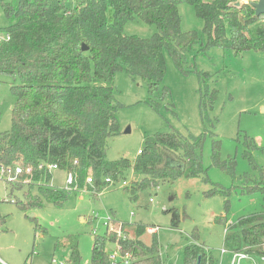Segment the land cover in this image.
I'll return each instance as SVG.
<instances>
[{"label": "trees", "instance_id": "1", "mask_svg": "<svg viewBox=\"0 0 264 264\" xmlns=\"http://www.w3.org/2000/svg\"><path fill=\"white\" fill-rule=\"evenodd\" d=\"M238 1L78 0L71 8L67 0H0V13L7 20L5 26L0 24V33L10 35L9 40L0 41V80L6 76L13 79L16 97L12 127L0 133V174L4 165L33 168L31 175H20L32 180L22 182L29 186L32 201L20 203L21 208L41 205V198L32 193L36 186L49 200L60 205L66 202L64 190L45 184L53 179L46 163L72 172L78 189L86 187L87 177L93 176L95 187L89 188L98 191L122 179L129 168L145 175L132 185L134 191L180 176L207 180L202 135L156 132L145 137L144 148L134 161L107 158L109 139L120 133L121 103L113 83L116 75L126 70L134 78L148 80L153 92L166 72L164 51L177 64L182 62L199 39L197 32L182 29L179 6L183 2L192 4L204 20L207 48L219 46L235 53L263 51L264 14L257 15L252 3L238 5ZM137 18L154 24L157 31L147 38L127 34L126 24ZM216 98V90L210 91L208 86L202 90L204 121L210 120ZM215 142L213 157L218 163L219 140ZM108 177L111 181H106ZM148 228L137 224L136 235L121 240H114L108 231L94 235L91 264H111L106 250L111 241L132 254L130 264H164L157 237L151 245L140 238ZM36 229L38 233L41 227ZM224 248L263 257L264 210L231 223ZM200 249L189 246L184 264H197ZM73 259L80 264L76 250ZM206 262L203 255L200 264Z\"/></svg>", "mask_w": 264, "mask_h": 264}, {"label": "rangeland", "instance_id": "2", "mask_svg": "<svg viewBox=\"0 0 264 264\" xmlns=\"http://www.w3.org/2000/svg\"><path fill=\"white\" fill-rule=\"evenodd\" d=\"M77 1L67 4L73 8ZM179 10L182 29L197 32L199 39L180 64L164 51L166 72L153 92L144 78H134L126 70L116 75L120 133L109 139L107 158L134 161L145 137L156 132L202 135L207 180L180 176L134 191L132 185L145 175L129 168L122 179L98 191L89 188L95 184L73 190L66 188L67 171L59 169L52 182L66 192V202L49 200L36 186L32 193L41 198V205L21 208L20 203L32 201L29 186L0 174V257L5 261L53 264L55 259L75 264L76 250L80 264H91L94 235L108 231L121 240L135 236L137 224H143L149 228L141 240L151 245L157 237L164 264H184L185 251L193 245L201 248L197 264L203 255L206 264H231V254L222 251L227 228L264 210V50L235 53L219 46L207 48L204 20L196 8L183 2ZM0 24H7L3 13ZM156 31L154 24L138 18L125 26L127 34L144 38ZM13 84L7 76L0 80V133L12 127ZM207 86L216 90L217 98L210 120L204 121L200 99ZM216 140L218 163L213 157ZM115 249L116 242L107 244V253ZM239 264H264V259L251 255Z\"/></svg>", "mask_w": 264, "mask_h": 264}, {"label": "built area", "instance_id": "3", "mask_svg": "<svg viewBox=\"0 0 264 264\" xmlns=\"http://www.w3.org/2000/svg\"><path fill=\"white\" fill-rule=\"evenodd\" d=\"M259 0H246V2H249V3H252V2H257ZM10 39V35L8 34H4V33H0V41L1 40H9ZM142 150L139 149V153H141ZM43 166V165H41ZM45 167L50 171V172H53V170H56V169H60L58 164L56 163H46L45 164ZM23 172H26L28 174H32L33 173V168L32 167H28L26 169H24L22 166L20 165H17L15 167H12V166H2L1 167V174L4 175L9 181H21L23 183H31L32 180H31V177H28V178H25V179H22L20 177V175L23 173ZM106 181H111V178H106ZM87 182L89 184H93L94 180H93V176H89L87 177ZM45 184H49V187L51 188H56L54 187V184L53 182H47ZM78 184H77V181H76V177L75 175L72 173V172H69L67 171V175H66V188L67 189H73V190H76L78 189ZM13 202H15V199L12 200ZM106 225L109 229L110 227V223L109 222H106ZM150 231H155L156 228H153L151 227L149 229ZM223 253H226L228 250H226L224 247L222 249ZM108 257L110 259V263L111 264H130L132 263V254L129 253V252H123L122 251V246L120 243L116 242V249L112 252V253H108ZM250 257V254L246 253V252H234L233 253V258H232V263L231 264H239L243 259H246ZM264 259V256L262 257ZM69 264L65 261H62V262H57V260H53V264Z\"/></svg>", "mask_w": 264, "mask_h": 264}, {"label": "water", "instance_id": "4", "mask_svg": "<svg viewBox=\"0 0 264 264\" xmlns=\"http://www.w3.org/2000/svg\"><path fill=\"white\" fill-rule=\"evenodd\" d=\"M243 2H246L245 0H241V1H238L237 4L240 5L241 3ZM252 5L255 7V10H256V14L257 15H262L264 14V0H259L257 2H252ZM83 48L85 50L88 49V46L87 45H83Z\"/></svg>", "mask_w": 264, "mask_h": 264}, {"label": "crops", "instance_id": "5", "mask_svg": "<svg viewBox=\"0 0 264 264\" xmlns=\"http://www.w3.org/2000/svg\"><path fill=\"white\" fill-rule=\"evenodd\" d=\"M56 170H59V169H56ZM54 171H55V170H53V173H54ZM66 171H67V170H66ZM227 252H228L229 254H231V256H232V257H231V263H232L233 253H232V252H229V251H227ZM250 256H251V255H250ZM0 259L3 261L4 264H10V263H8L7 261H5L3 258L0 257ZM246 259H247V258H246ZM243 260H244V259H243ZM243 260H242V261H243Z\"/></svg>", "mask_w": 264, "mask_h": 264}]
</instances>
